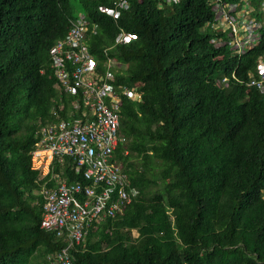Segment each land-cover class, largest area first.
<instances>
[{"label":"trees","instance_id":"trees-1","mask_svg":"<svg viewBox=\"0 0 264 264\" xmlns=\"http://www.w3.org/2000/svg\"><path fill=\"white\" fill-rule=\"evenodd\" d=\"M117 1L0 0V264H53L65 245L40 228L43 190L55 174L84 180L67 157L41 177L30 152L53 108L65 118L70 107L48 52L79 13L96 27L87 44L98 68L113 58L115 83L136 85L141 99L123 98L128 153L116 151L137 194L90 224L74 264H264V91L248 85L264 24L258 44L233 54L213 5L244 0H126L117 18L98 11ZM262 1L248 0L261 23ZM120 30L135 38L115 44Z\"/></svg>","mask_w":264,"mask_h":264},{"label":"built area","instance_id":"built-area-1","mask_svg":"<svg viewBox=\"0 0 264 264\" xmlns=\"http://www.w3.org/2000/svg\"><path fill=\"white\" fill-rule=\"evenodd\" d=\"M248 5V0H244L242 5L216 3L214 8L216 13L219 8L225 15L223 27H230L227 44L233 54L252 48L258 39L260 22L248 15ZM127 7L126 0H118L114 6L100 5L98 10L117 18ZM95 33V25L79 13L50 47L49 68L54 86L58 94L71 98L70 107L65 118L53 108L56 121L36 131L38 141L30 152V168L41 177L50 172L52 162H62L67 157L70 168L84 180L68 182L55 174L54 187L43 190L40 228L65 243L55 252L53 264H74L71 249L82 242L90 224L121 214L137 194L116 151L121 147L123 155L128 153V140L119 127L123 98L139 101L141 95L136 85L115 83L120 66L113 58L107 57L98 68L87 44L88 37ZM134 38L135 34L120 30L113 42L122 44ZM248 85L264 91V54L258 58L256 76L250 78ZM62 106L60 103L59 109Z\"/></svg>","mask_w":264,"mask_h":264},{"label":"rangeland","instance_id":"rangeland-1","mask_svg":"<svg viewBox=\"0 0 264 264\" xmlns=\"http://www.w3.org/2000/svg\"><path fill=\"white\" fill-rule=\"evenodd\" d=\"M71 2H73V0H71ZM227 5H229V4H227ZM230 6H231V5H230ZM213 8H217L216 3L213 5ZM262 9L264 10V6H262ZM74 10H75V12H77V11H78V8H75V7H74ZM98 11H99V10H98ZM99 12H100V11H99ZM216 17H217V19L220 21V23H219V27H220V28L223 27V26H226V23L222 20V19L225 18V15L222 16V14H221V10H220L219 8L217 9ZM263 24H264V21H263L262 23L260 22V27H261V25H263ZM257 37H258L257 41L254 42L255 45L259 43L260 31L258 32ZM248 49H249V48H248ZM133 234H135L134 231H133Z\"/></svg>","mask_w":264,"mask_h":264},{"label":"clouds","instance_id":"clouds-1","mask_svg":"<svg viewBox=\"0 0 264 264\" xmlns=\"http://www.w3.org/2000/svg\"><path fill=\"white\" fill-rule=\"evenodd\" d=\"M258 21V20H257ZM262 26V25H261ZM260 29V28H259ZM259 29H258V32H259ZM49 53V52H48ZM48 67H49V62H48Z\"/></svg>","mask_w":264,"mask_h":264}]
</instances>
